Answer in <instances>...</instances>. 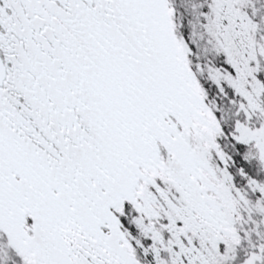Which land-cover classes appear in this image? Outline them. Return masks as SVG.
<instances>
[{"label": "snow or ice", "instance_id": "1", "mask_svg": "<svg viewBox=\"0 0 264 264\" xmlns=\"http://www.w3.org/2000/svg\"><path fill=\"white\" fill-rule=\"evenodd\" d=\"M0 264H264V0H0Z\"/></svg>", "mask_w": 264, "mask_h": 264}]
</instances>
